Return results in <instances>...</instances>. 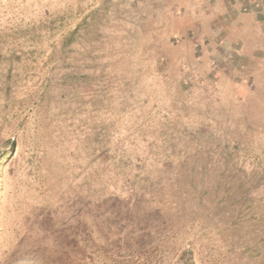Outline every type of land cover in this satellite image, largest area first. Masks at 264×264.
Returning <instances> with one entry per match:
<instances>
[{"label":"rangeland","instance_id":"1","mask_svg":"<svg viewBox=\"0 0 264 264\" xmlns=\"http://www.w3.org/2000/svg\"><path fill=\"white\" fill-rule=\"evenodd\" d=\"M0 264H264V0H0Z\"/></svg>","mask_w":264,"mask_h":264}]
</instances>
